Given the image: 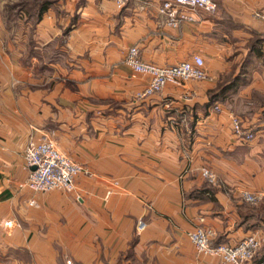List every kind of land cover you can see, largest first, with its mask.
Instances as JSON below:
<instances>
[{
  "label": "crops",
  "instance_id": "crops-1",
  "mask_svg": "<svg viewBox=\"0 0 264 264\" xmlns=\"http://www.w3.org/2000/svg\"><path fill=\"white\" fill-rule=\"evenodd\" d=\"M214 1V14L172 29L162 0H0V264H222L188 234L264 239L258 207L246 213L238 194L264 192V175L240 163L264 132V0ZM133 46L161 67L200 55L208 79L138 102L148 78L125 65ZM241 113L252 142L233 135L230 114ZM33 128L94 174L76 178L75 194L28 188ZM10 220L20 227L4 234Z\"/></svg>",
  "mask_w": 264,
  "mask_h": 264
},
{
  "label": "built area",
  "instance_id": "built-area-1",
  "mask_svg": "<svg viewBox=\"0 0 264 264\" xmlns=\"http://www.w3.org/2000/svg\"><path fill=\"white\" fill-rule=\"evenodd\" d=\"M130 0H116L117 7L123 9ZM218 6L214 0H162L159 14L165 19L166 25L178 29L185 24L196 22L192 12L214 14ZM264 20V16L258 14ZM125 65L135 75L148 78L144 89L135 94V100L140 102L162 93L167 86L181 87L191 81H206L208 73L205 60L200 55H194L189 61L180 62L173 66L161 67L146 63L141 59L137 46L130 48ZM220 106H214V111H220ZM231 128L236 139L252 142L255 134L244 121L235 114H230ZM26 166L30 171L27 186L35 193H47L61 190L75 194L76 178L79 175L93 177L94 174L85 166L74 161L57 145L49 132L32 129V134L25 151ZM203 180L210 186H217V176L210 167L201 169ZM247 203L256 204L264 198V194L242 191ZM35 206V202L30 203ZM20 225L10 220L3 224L4 234H12ZM215 233L211 229L198 227L188 234L198 256L217 258L222 264H264L258 261L262 240L255 235L247 236L238 244H214ZM195 264H201L196 262Z\"/></svg>",
  "mask_w": 264,
  "mask_h": 264
},
{
  "label": "rangeland",
  "instance_id": "rangeland-1",
  "mask_svg": "<svg viewBox=\"0 0 264 264\" xmlns=\"http://www.w3.org/2000/svg\"><path fill=\"white\" fill-rule=\"evenodd\" d=\"M257 102L259 104H261L262 107L264 108V96L261 97V98H257ZM235 115H237V114H235ZM240 115H243V116H240ZM240 115H237V116H239L244 121L245 126L253 128V126H250V122H252V116H250L248 113H241ZM257 115H258L257 120L259 121V123L261 122L262 124H264V110L259 111ZM244 118L248 119V122ZM238 141L241 142V143H246V142H244L242 140H238ZM242 149L243 150L241 151V155H240V163H242L241 165L246 166V168H248V170H247L248 172H251L252 174L258 172V173H260V175L262 174V176H263L264 175V132H262L261 134H259L257 136L255 142H253L250 145H247V146L242 147ZM245 157H247V158H245ZM216 176H217V182H218L217 183V186L216 185L215 186H210L205 181L204 182L208 186H210L212 188L213 187L214 188L219 187L221 185V181H220L217 173H216ZM262 178H264V177H262ZM257 179H259V178L256 176V177L252 178L251 181H255ZM249 183H251V182H249ZM255 183H258L259 185H262L260 182H255ZM242 191L262 193V194H264V192L263 191H251V190H249L247 188H240V190L238 192V194L240 195L239 196L240 197V200L242 202V205L241 206H242L243 210L246 213H250L251 211L255 210L256 207H258L259 214L262 217V221H260L259 219H257V220L254 221V223L257 226L259 225V223H263L264 224V198L262 200H260L256 204H250V203H247L244 200V198L242 196V193H241ZM201 228H203V227H201ZM253 235L258 236L256 234H253ZM214 238H215V235H214ZM214 244H215V242H214ZM222 244H224V243H222ZM262 250L264 252V239L262 240V247H261V250H260L258 256L261 255L260 253L262 252ZM258 261L259 262H263V260L261 258H259Z\"/></svg>",
  "mask_w": 264,
  "mask_h": 264
},
{
  "label": "trees",
  "instance_id": "trees-1",
  "mask_svg": "<svg viewBox=\"0 0 264 264\" xmlns=\"http://www.w3.org/2000/svg\"><path fill=\"white\" fill-rule=\"evenodd\" d=\"M46 8H47V4L43 6L42 10H45Z\"/></svg>",
  "mask_w": 264,
  "mask_h": 264
}]
</instances>
